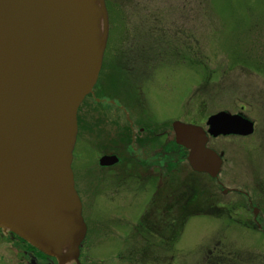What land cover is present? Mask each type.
Returning <instances> with one entry per match:
<instances>
[{
  "label": "rangeland",
  "instance_id": "374dc122",
  "mask_svg": "<svg viewBox=\"0 0 264 264\" xmlns=\"http://www.w3.org/2000/svg\"><path fill=\"white\" fill-rule=\"evenodd\" d=\"M104 7L101 73L110 63L108 73L129 79L158 129L174 120L204 127L220 111L249 118L254 129L246 137L210 138L208 146L222 154L224 191L206 176L189 175V189L176 194V202L183 195L177 223L154 226L172 228L169 238V231L129 230L137 224L131 214L140 211L138 200L93 194L87 174L79 188L88 225L79 263L264 264V0H104ZM187 171L185 165L175 177ZM189 190H202L203 215L197 205L186 206ZM250 197L262 226L252 222ZM182 208L193 210L187 223L177 220ZM125 210L127 231L117 219ZM0 252V264H23L14 244L0 242Z\"/></svg>",
  "mask_w": 264,
  "mask_h": 264
},
{
  "label": "water",
  "instance_id": "95a60500",
  "mask_svg": "<svg viewBox=\"0 0 264 264\" xmlns=\"http://www.w3.org/2000/svg\"><path fill=\"white\" fill-rule=\"evenodd\" d=\"M104 0H0V230L58 264H78L86 233L71 170L76 113L102 65ZM191 170L215 179L209 138L246 137L253 121L225 111L172 123Z\"/></svg>",
  "mask_w": 264,
  "mask_h": 264
},
{
  "label": "flooded vegetation",
  "instance_id": "af4514ba",
  "mask_svg": "<svg viewBox=\"0 0 264 264\" xmlns=\"http://www.w3.org/2000/svg\"><path fill=\"white\" fill-rule=\"evenodd\" d=\"M108 65L106 71L110 72L112 66L110 63ZM108 72L105 74L100 70L91 92L84 97L77 109L76 137L71 161L75 190L81 201L79 188L88 174L92 182L93 194H97L99 190L110 194L119 193L121 198H126V194H132L133 197L132 195L130 197L138 200V208L141 209L138 214L133 210L131 215L136 213L137 216L132 222L137 224L129 230L133 229L137 234L140 233L139 235H142L141 231L146 233L169 231V236L166 237H172L173 233L170 232L172 228L156 230L155 224L171 226L172 223H177L175 210L180 206L179 202L183 199V195L180 201L176 202L175 199L176 194H184L189 189L190 185L185 182L186 178L189 175L208 176L191 170L186 161L187 151L175 142L172 121L169 128L158 129V123L150 114L144 112L141 97L134 96L135 87L132 86V82L122 75L117 79L115 74ZM187 124L197 125L193 122ZM83 155L86 156L85 164L82 161ZM184 164L189 169L187 175L185 174L181 179L179 176L175 177L183 175ZM219 175L220 173L215 179L208 178L214 180L224 191ZM235 193L241 195L238 190ZM187 194L189 195L186 199L187 203L185 201L186 206L189 208L197 205L200 215L205 213L202 190L197 193L199 197L195 190H189ZM253 205L254 202L250 197L249 206L252 209L255 208ZM83 210L82 204V216L85 221ZM192 212L193 210L182 208L180 214L178 209L177 213L181 216L177 220L187 223L190 218L192 219L189 214ZM126 216L125 210L123 214L118 215V218L114 217L111 220L117 218L127 231L129 224L126 222ZM258 216V210L253 209L252 222L256 223L257 227L262 226ZM143 228L145 230H142ZM129 234L125 232L124 235ZM0 242H8L19 247L23 264H58L55 258L41 253L13 234L3 233L0 230ZM3 251L2 254L7 255Z\"/></svg>",
  "mask_w": 264,
  "mask_h": 264
}]
</instances>
